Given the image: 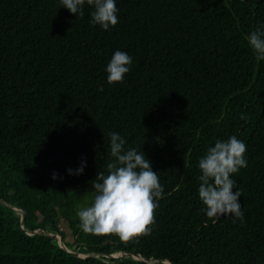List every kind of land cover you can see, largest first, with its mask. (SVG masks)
<instances>
[{"label": "trees", "instance_id": "trees-1", "mask_svg": "<svg viewBox=\"0 0 264 264\" xmlns=\"http://www.w3.org/2000/svg\"><path fill=\"white\" fill-rule=\"evenodd\" d=\"M116 4L105 31L87 4L77 18L60 0H0V264H264V61L246 39L264 0ZM118 50L133 62L109 84ZM109 132L144 152L164 189L151 234L128 243L85 233L76 215ZM231 136L247 148L231 177L245 220L213 222L198 161Z\"/></svg>", "mask_w": 264, "mask_h": 264}, {"label": "clouds", "instance_id": "clouds-1", "mask_svg": "<svg viewBox=\"0 0 264 264\" xmlns=\"http://www.w3.org/2000/svg\"><path fill=\"white\" fill-rule=\"evenodd\" d=\"M60 4L77 18L84 17L87 4L93 9L90 22L105 31L118 24L116 0H60ZM246 39L256 59L264 61V24H258ZM132 62L126 52L116 51L106 68L107 82H123ZM241 119L246 120V117L242 114ZM108 138L110 159L106 170L99 168L95 179L89 181L94 189L92 202L88 206H78L76 215L85 233L115 235L128 243L151 234L157 201L162 198L164 189L143 151L126 148L127 141L117 132H109ZM246 151L245 143L231 136L227 140H216L198 161L201 172L198 195L206 206L207 217L213 222L225 215L232 217L233 223L245 220L239 202L242 191L239 187L233 192L237 181L231 177L247 167ZM85 167L86 164H82L75 172L72 169L68 172L80 175ZM56 178L57 174H53V179Z\"/></svg>", "mask_w": 264, "mask_h": 264}, {"label": "rangeland", "instance_id": "rangeland-1", "mask_svg": "<svg viewBox=\"0 0 264 264\" xmlns=\"http://www.w3.org/2000/svg\"><path fill=\"white\" fill-rule=\"evenodd\" d=\"M59 225H60L61 229L66 234V239H65V242L64 243H66L67 245H70V243L71 244L74 243V236H73L72 231L69 228L68 224L65 221L61 220ZM75 252H77V251H75Z\"/></svg>", "mask_w": 264, "mask_h": 264}, {"label": "water", "instance_id": "water-1", "mask_svg": "<svg viewBox=\"0 0 264 264\" xmlns=\"http://www.w3.org/2000/svg\"><path fill=\"white\" fill-rule=\"evenodd\" d=\"M17 211H19L18 209H16ZM22 221H23V214H22ZM63 246V245H62ZM64 247V246H63ZM98 257V256H97ZM112 257V256H111ZM136 258H138L139 260H143L144 261V259H142L141 257H139V256H136Z\"/></svg>", "mask_w": 264, "mask_h": 264}]
</instances>
